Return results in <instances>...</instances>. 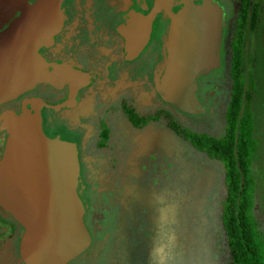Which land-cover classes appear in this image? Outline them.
I'll return each instance as SVG.
<instances>
[{"label":"flooded vegetation","instance_id":"obj_1","mask_svg":"<svg viewBox=\"0 0 264 264\" xmlns=\"http://www.w3.org/2000/svg\"><path fill=\"white\" fill-rule=\"evenodd\" d=\"M34 1L0 0V30ZM57 1L61 28L38 51L49 63L69 66L75 78L61 85L38 82L1 103L0 116L30 110L39 114L47 136L76 144L81 176L77 188L87 203L83 218L91 243L66 264L87 251L95 252L90 264H98L101 233L111 218L120 246L110 259L122 264L131 259L139 243L149 247L155 237L163 242L166 235L169 240L170 234L157 228L169 221V209L149 203L147 190L138 189L147 188V180L140 176L148 171L165 173L171 140L183 142L182 148L190 144L184 116L204 113L214 90L209 91L200 77L214 69L197 77L201 111H183L155 84L167 52L171 21L167 12L154 11L155 0ZM216 1L223 9V38L228 8ZM182 5L174 0L170 12L176 13ZM7 143L8 132L0 123V159ZM27 163L19 155L9 156L3 170L7 188L29 187L36 180ZM103 194H109L108 198ZM24 234L22 222L0 202V264H27L21 252ZM159 244L156 249L161 251Z\"/></svg>","mask_w":264,"mask_h":264},{"label":"water","instance_id":"obj_2","mask_svg":"<svg viewBox=\"0 0 264 264\" xmlns=\"http://www.w3.org/2000/svg\"><path fill=\"white\" fill-rule=\"evenodd\" d=\"M173 1H154V11L163 10L171 19L155 84L181 110L198 113L197 77L221 64L223 9L216 0H181L182 7L172 13ZM62 20L57 0H36L0 30V104L38 82L61 85L75 78L69 66L49 63L38 51L52 42ZM0 123L8 132L0 159V202L25 227L22 256L27 264H66L91 243L83 218L87 203L77 188L81 176L76 144L47 136L39 114L30 110L6 111ZM13 154L36 174L29 187L3 184V170Z\"/></svg>","mask_w":264,"mask_h":264},{"label":"rangeland","instance_id":"obj_3","mask_svg":"<svg viewBox=\"0 0 264 264\" xmlns=\"http://www.w3.org/2000/svg\"><path fill=\"white\" fill-rule=\"evenodd\" d=\"M219 1L228 8L220 50L221 64L200 77L206 81L209 91L214 90V96L206 104L203 114L184 116L191 131L214 135L222 134L225 125V109L231 90L230 44L240 4V0ZM245 67L247 79L253 76L257 83L254 106L259 143L251 165L256 203L253 216L264 239V6L256 32L247 35ZM183 144L171 140L165 173L157 170L142 174L140 177L147 180V188L142 185L138 188L147 190L149 203L169 209V221H160L162 225L157 227L170 234L169 240L166 235L163 242L155 237L149 247L139 243L131 251V259L122 264H233L222 219V200L226 194L224 165L190 144L186 143L187 146L182 148ZM108 196L103 194L105 199ZM114 227L111 218L101 233L103 245L98 264H120L110 259L120 246ZM159 243L161 251L159 247L156 249ZM94 256L95 252L87 251L69 264H90Z\"/></svg>","mask_w":264,"mask_h":264},{"label":"trees","instance_id":"obj_4","mask_svg":"<svg viewBox=\"0 0 264 264\" xmlns=\"http://www.w3.org/2000/svg\"><path fill=\"white\" fill-rule=\"evenodd\" d=\"M263 6L264 0H240L230 44L231 90L222 134L186 131L193 147L224 165L222 219L233 264H264V239L253 216L255 179L251 169L259 143L254 106L257 83L253 76L247 79L245 67L247 35L256 32Z\"/></svg>","mask_w":264,"mask_h":264}]
</instances>
